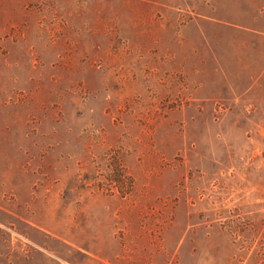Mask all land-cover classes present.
<instances>
[{
	"label": "rangeland",
	"instance_id": "1",
	"mask_svg": "<svg viewBox=\"0 0 264 264\" xmlns=\"http://www.w3.org/2000/svg\"><path fill=\"white\" fill-rule=\"evenodd\" d=\"M0 264H264V0H0Z\"/></svg>",
	"mask_w": 264,
	"mask_h": 264
}]
</instances>
